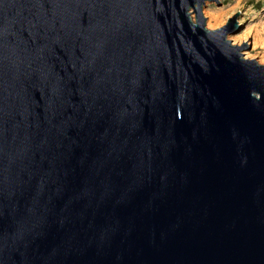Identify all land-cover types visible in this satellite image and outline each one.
Masks as SVG:
<instances>
[{
	"label": "water",
	"instance_id": "water-1",
	"mask_svg": "<svg viewBox=\"0 0 264 264\" xmlns=\"http://www.w3.org/2000/svg\"><path fill=\"white\" fill-rule=\"evenodd\" d=\"M208 2L0 0V264H264V64Z\"/></svg>",
	"mask_w": 264,
	"mask_h": 264
},
{
	"label": "rangeland",
	"instance_id": "rangeland-1",
	"mask_svg": "<svg viewBox=\"0 0 264 264\" xmlns=\"http://www.w3.org/2000/svg\"><path fill=\"white\" fill-rule=\"evenodd\" d=\"M203 12L208 22L214 24L210 27L212 30L226 25L234 15H239L237 21L245 17L237 24L235 33L229 35L228 39L234 44L233 39H240L246 33H250L246 42L250 48L242 50V54L245 58V52H249L250 59H256L264 64V0H221L219 5L208 2ZM191 15L195 21L193 11ZM254 41L257 42L255 46Z\"/></svg>",
	"mask_w": 264,
	"mask_h": 264
},
{
	"label": "bare ground",
	"instance_id": "bare-ground-1",
	"mask_svg": "<svg viewBox=\"0 0 264 264\" xmlns=\"http://www.w3.org/2000/svg\"><path fill=\"white\" fill-rule=\"evenodd\" d=\"M204 11V9H203ZM204 13V12H203ZM215 17V16H214ZM213 18V17H212ZM216 18V17H215ZM217 19V18H216ZM219 20V19H218ZM217 22V21H216ZM214 24H212V22L210 23V27H213ZM250 35V33H246L245 35H243L240 39H233V43L236 44L237 46H241L240 48H242V50L244 49H247V45H246V42H247V39H248V36ZM257 45V42L254 41V46ZM241 50V52H242ZM250 53L249 52H245V59H250Z\"/></svg>",
	"mask_w": 264,
	"mask_h": 264
}]
</instances>
